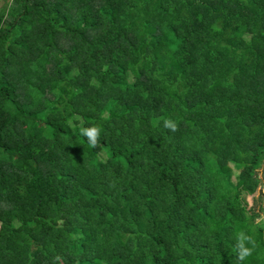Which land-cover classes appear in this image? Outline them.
I'll return each instance as SVG.
<instances>
[{"label": "trees", "instance_id": "16d2710c", "mask_svg": "<svg viewBox=\"0 0 264 264\" xmlns=\"http://www.w3.org/2000/svg\"><path fill=\"white\" fill-rule=\"evenodd\" d=\"M263 164L264 0L0 4V264H264Z\"/></svg>", "mask_w": 264, "mask_h": 264}, {"label": "clouds", "instance_id": "9594fccd", "mask_svg": "<svg viewBox=\"0 0 264 264\" xmlns=\"http://www.w3.org/2000/svg\"><path fill=\"white\" fill-rule=\"evenodd\" d=\"M71 124V121H69ZM163 127L171 132L178 131V124L173 119H164ZM80 134L86 138L90 148L98 146L101 129L98 126H92L88 128H80ZM235 252H236V264H243V262L252 255L256 249V241L252 235L246 234L244 231H240L235 237Z\"/></svg>", "mask_w": 264, "mask_h": 264}, {"label": "rangeland", "instance_id": "374dc122", "mask_svg": "<svg viewBox=\"0 0 264 264\" xmlns=\"http://www.w3.org/2000/svg\"><path fill=\"white\" fill-rule=\"evenodd\" d=\"M2 1H3V0H0V4H2ZM258 175L260 176V178H261V180H262V183H263V185L259 188V189L261 190V194H263V193H264V164H263L262 168L258 170ZM257 195H259V194L256 193L255 197H256ZM247 200L249 201V203H251L252 198H251V197H248ZM258 205H259V204H258ZM260 207L263 209V211L261 212V215H260V217L258 218V221H259V220H263V222H264V198H263V200H262L261 203H260Z\"/></svg>", "mask_w": 264, "mask_h": 264}, {"label": "water", "instance_id": "95a60500", "mask_svg": "<svg viewBox=\"0 0 264 264\" xmlns=\"http://www.w3.org/2000/svg\"><path fill=\"white\" fill-rule=\"evenodd\" d=\"M260 193H261V190H260Z\"/></svg>", "mask_w": 264, "mask_h": 264}]
</instances>
